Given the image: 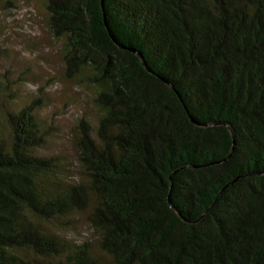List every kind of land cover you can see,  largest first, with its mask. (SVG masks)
I'll list each match as a JSON object with an SVG mask.
<instances>
[{"label":"trees","instance_id":"trees-1","mask_svg":"<svg viewBox=\"0 0 264 264\" xmlns=\"http://www.w3.org/2000/svg\"><path fill=\"white\" fill-rule=\"evenodd\" d=\"M43 6L96 114L71 165L36 153L44 96L7 111L0 264H264V0ZM83 215L94 244L65 235Z\"/></svg>","mask_w":264,"mask_h":264},{"label":"rangeland","instance_id":"rangeland-1","mask_svg":"<svg viewBox=\"0 0 264 264\" xmlns=\"http://www.w3.org/2000/svg\"><path fill=\"white\" fill-rule=\"evenodd\" d=\"M46 18L43 0L0 2V129L7 111H18L44 96L46 104L39 115L50 137L46 148L36 153L57 155L75 165L73 127L85 113L94 119L96 110L91 103L92 91L65 79L61 42L50 35ZM85 219L83 215L65 235L73 241L94 244L95 235Z\"/></svg>","mask_w":264,"mask_h":264},{"label":"water","instance_id":"water-1","mask_svg":"<svg viewBox=\"0 0 264 264\" xmlns=\"http://www.w3.org/2000/svg\"><path fill=\"white\" fill-rule=\"evenodd\" d=\"M136 55H138L139 57H140V59L143 61V58H142V56H141V54H139V53H137V52H135V51H133ZM145 64V63H144ZM196 125H198V126H200V124L199 123H197L196 121H193Z\"/></svg>","mask_w":264,"mask_h":264}]
</instances>
